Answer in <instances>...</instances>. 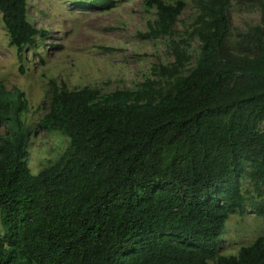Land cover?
<instances>
[{
    "label": "trees",
    "instance_id": "1",
    "mask_svg": "<svg viewBox=\"0 0 264 264\" xmlns=\"http://www.w3.org/2000/svg\"><path fill=\"white\" fill-rule=\"evenodd\" d=\"M141 1L155 19L138 36L168 37L173 61L134 89L49 81L37 126L68 141L35 175L23 95L0 83V264H264V235L235 256L216 254L225 221L243 210V179L264 220V32L255 25L233 36L228 17L232 2L264 0H195L189 36L199 50L185 75L186 42L172 38L184 3ZM86 6L106 11L114 1ZM0 18L18 61L46 35L27 21L26 0H0Z\"/></svg>",
    "mask_w": 264,
    "mask_h": 264
},
{
    "label": "rangeland",
    "instance_id": "2",
    "mask_svg": "<svg viewBox=\"0 0 264 264\" xmlns=\"http://www.w3.org/2000/svg\"><path fill=\"white\" fill-rule=\"evenodd\" d=\"M114 7L100 11L89 9L87 0H26V19L45 37L35 38V47H25L17 60L15 47L0 18V83L7 92L22 93L26 109L20 121L26 131V165L32 175L57 159L67 147V138L59 132H44L37 126L50 97V83L62 82L68 90L96 88L101 93L115 89H134L144 79H157L153 67L168 65L173 57L169 38L141 39L154 12L143 11L141 0H113ZM172 4L176 0H163ZM184 7L173 23L176 41L188 56L180 71L185 75L196 60L199 44L189 36L196 15L195 0H181ZM231 32L258 25L264 32V7L232 2L228 9ZM21 67L22 72L19 71ZM163 83V82H162ZM6 127H0V135ZM240 189L245 202L242 212L230 215L217 241L216 254L235 256L238 249L264 235V220L254 215L250 201L254 186L243 179ZM264 198V186L260 188ZM0 233L2 229L0 227Z\"/></svg>",
    "mask_w": 264,
    "mask_h": 264
}]
</instances>
